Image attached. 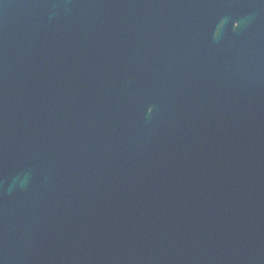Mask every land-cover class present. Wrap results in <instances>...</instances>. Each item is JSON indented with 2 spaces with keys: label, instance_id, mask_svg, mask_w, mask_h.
Returning <instances> with one entry per match:
<instances>
[{
  "label": "water",
  "instance_id": "95a60500",
  "mask_svg": "<svg viewBox=\"0 0 264 264\" xmlns=\"http://www.w3.org/2000/svg\"><path fill=\"white\" fill-rule=\"evenodd\" d=\"M0 264H264V0H0Z\"/></svg>",
  "mask_w": 264,
  "mask_h": 264
}]
</instances>
